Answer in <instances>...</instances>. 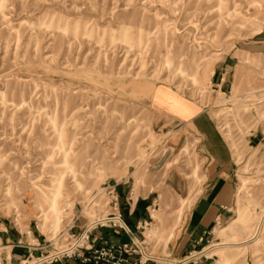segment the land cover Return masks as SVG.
Returning a JSON list of instances; mask_svg holds the SVG:
<instances>
[{
    "label": "rangeland",
    "instance_id": "374dc122",
    "mask_svg": "<svg viewBox=\"0 0 264 264\" xmlns=\"http://www.w3.org/2000/svg\"><path fill=\"white\" fill-rule=\"evenodd\" d=\"M157 88L203 110L229 152L230 199L190 251L205 248L202 264H264V0H0V217L41 233L35 257L104 219L107 189L120 200L123 183L161 185L173 169L188 195L174 206L159 191L144 232L167 254L207 161L190 125L161 127Z\"/></svg>",
    "mask_w": 264,
    "mask_h": 264
},
{
    "label": "crops",
    "instance_id": "0c3cea01",
    "mask_svg": "<svg viewBox=\"0 0 264 264\" xmlns=\"http://www.w3.org/2000/svg\"><path fill=\"white\" fill-rule=\"evenodd\" d=\"M231 65L232 60L225 59L217 66L220 70L225 69L226 72L227 67H231ZM169 93L157 88L151 102L156 113L170 117L169 122L162 123L161 127L171 126L174 128L180 125L181 127L190 125V129L193 131L195 129V132L202 138V147H199H201L202 155L207 161L203 164L205 179L202 183V189L194 196L192 204L182 211L168 241L167 250H165L176 259L207 241L206 237L210 234V229L224 213L233 187L228 180V173H230L229 152L225 143L215 134L214 127L210 125L213 132L207 130V125L203 119L204 111H199L195 107V103L188 102L189 104H186L178 99H173ZM166 100H171L174 104ZM162 190L172 192L174 196L173 205L176 206L178 196L183 198L188 195L189 183L179 171L169 169L166 173V179L161 185L154 183V181L139 187L134 186V183L120 185L119 212L128 231L119 227H97L90 232L86 243L97 246L104 241L127 242L133 235L140 236L137 223L149 219L150 214L159 210L160 204H163L159 202V191ZM151 217L153 222V215ZM84 223L83 220L80 223L75 221L73 227L79 231ZM28 233L32 236L31 240L28 239ZM28 233L20 231L12 219L0 217V264H20L29 251L34 255L47 250L46 241L41 238V233L31 228ZM40 246H43L44 249L41 250ZM201 262L196 264H202ZM52 264L80 263L73 258H61Z\"/></svg>",
    "mask_w": 264,
    "mask_h": 264
},
{
    "label": "built area",
    "instance_id": "2783aa9c",
    "mask_svg": "<svg viewBox=\"0 0 264 264\" xmlns=\"http://www.w3.org/2000/svg\"><path fill=\"white\" fill-rule=\"evenodd\" d=\"M106 190V189H105ZM109 196V212L104 219H95L93 222H87L86 225L78 232L71 233L70 238L73 240V245L69 251H63L58 254L39 253L36 257L29 251L27 256L21 260L22 264H52L61 258H73L78 260L80 264H196L200 261L199 256H192L190 251L188 254L174 258L170 253L160 255L153 252L151 242L146 239L144 232L152 223V214L149 219L142 220L137 223V229L140 231V236H132L127 242H107L104 241L97 246L88 245L86 242L90 232L97 227H119L128 231L127 226L122 220L119 212V197L114 192V189L106 190ZM41 250L43 246L39 247ZM32 262H27L33 259Z\"/></svg>",
    "mask_w": 264,
    "mask_h": 264
},
{
    "label": "bare ground",
    "instance_id": "6f19581e",
    "mask_svg": "<svg viewBox=\"0 0 264 264\" xmlns=\"http://www.w3.org/2000/svg\"><path fill=\"white\" fill-rule=\"evenodd\" d=\"M242 184H243V183H242ZM54 196H55V195H54ZM52 206L54 207V204H52ZM52 206H51V207H52ZM51 210H52V209H51ZM54 210H55V209H54ZM148 229H149V228H148ZM148 229H146L145 231H147ZM149 230H150V229H149ZM149 230H148V231H149ZM147 236H149V235L147 234ZM72 246H73V245H71V246H66V247H64V248L61 249V250H63V251H64V250L69 251V250H70V247L73 248ZM204 249H205V248H204ZM204 249H203L201 252H199V253L192 254V256H195V255H196V256H197V255L199 256V255L204 251ZM27 262H28V261H27Z\"/></svg>",
    "mask_w": 264,
    "mask_h": 264
}]
</instances>
